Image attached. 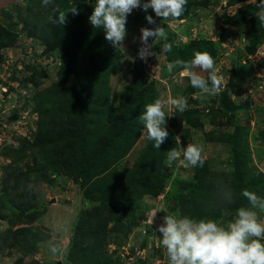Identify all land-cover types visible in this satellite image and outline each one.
Returning <instances> with one entry per match:
<instances>
[{"label":"rangeland","instance_id":"374dc122","mask_svg":"<svg viewBox=\"0 0 264 264\" xmlns=\"http://www.w3.org/2000/svg\"><path fill=\"white\" fill-rule=\"evenodd\" d=\"M59 1L53 0V5L45 8L42 0H0V29L8 40L0 48V264H74L79 262V254L87 253L104 238L106 251H97L103 262L168 264L166 251L156 237L166 213L179 211L192 217V205L206 213L218 208L213 220L227 227L235 220L236 210L249 202L242 191L233 188L234 182L224 183L233 188L235 202L226 204L231 209L220 208L218 191L207 190L193 167L179 162L166 164V152L177 143L185 148L189 143L202 145L205 164L197 169L204 177H232L237 161L245 165L242 170L246 175L261 174L264 181V42L253 47L245 36L244 22L238 26L224 24L225 18L236 15L244 4L260 0L234 5H229L231 0H188V9L193 10L172 21H161L151 9L147 13L134 10L127 18L122 47L117 49L110 42L94 47L101 62L107 61L110 52L113 59L106 74H101L107 79L105 95L90 96V100L96 96V113L85 117L92 127L84 128L85 132L65 119L76 107H83L78 99L82 83L77 80L69 84L74 92H69L68 106L63 101L69 87L65 95L58 94L64 96L62 102L47 106V113L41 109V91L60 88V68L78 61L88 49L87 39L104 38L105 33L89 23L95 0H80L85 8L79 10L78 25H70L66 35L64 26H58L60 46L50 51L51 45L42 36L43 32H53L47 17ZM61 9L67 11L65 6ZM147 15L155 24L147 22ZM156 26L165 27L168 39L150 38L152 51L158 56L142 60L138 55L142 47L140 30ZM201 40L215 59L217 76L222 77L221 91L206 100H201L199 90L187 83L189 78L180 67L169 71L176 60L190 61L195 52H201L192 42ZM165 44H171L170 52ZM180 51L187 57L180 56ZM100 65L103 70L104 64ZM197 71L205 78L209 76L208 72ZM136 88L139 93L151 88L153 97L137 95ZM179 96L188 100L183 113L171 104ZM161 97L166 101L169 136L144 168L142 156L154 154V142L147 139L138 117L145 105ZM139 104L144 107L139 108ZM223 105L233 113H223ZM184 116H190L189 123ZM235 133L237 142L243 145L239 159L232 150ZM168 143H173L172 148L167 149ZM103 151L113 166L94 175L93 163H87L91 176L82 185L77 167L86 164L94 153L99 158ZM112 179L115 185L120 180L124 184L136 181L133 190L139 192L158 189L160 181L163 186L157 197L144 195L141 201L128 203L126 216L112 218L115 203L126 204L120 194L115 201L108 199L114 197L111 192L109 197L105 194ZM124 188L131 192L128 186ZM258 193L264 198V183ZM189 194L192 205L189 200L182 203ZM53 246L60 248L56 255L51 252Z\"/></svg>","mask_w":264,"mask_h":264},{"label":"clouds","instance_id":"9594fccd","mask_svg":"<svg viewBox=\"0 0 264 264\" xmlns=\"http://www.w3.org/2000/svg\"><path fill=\"white\" fill-rule=\"evenodd\" d=\"M88 2V0H85ZM188 0H95L94 10L89 17V23L93 28H101L105 33V40L115 48L123 45L127 36V18L134 10L142 9L145 13L149 9L155 13L161 21H172L181 17L187 10ZM53 5V0H42V6L47 8ZM257 17L264 23V0L256 3ZM79 14L74 5L67 11L59 5L52 7L47 22L52 25H65L67 15ZM149 24H155L151 15L146 16ZM139 58L147 60L149 56H158L152 51L153 41H167L168 34L163 26L154 29L141 28ZM166 51H171V44H165ZM180 67L193 88L199 90L201 100L215 96L222 89V77H218L215 70V59L208 52H195L190 61L176 60L169 71ZM208 72L207 78L197 71ZM165 99L163 97L145 105L144 111L138 117L147 132V139L153 141V146L160 149L168 139L166 118L169 117L164 110ZM178 112L183 113L188 108V100L185 96H179L171 100ZM166 164L171 166L175 162L186 167L203 168L205 159L202 145L189 143L187 147H177L169 150ZM242 195L248 200L249 205L236 210V218L227 227L219 225L209 218H193L183 215L179 211L166 213L163 223L158 226L160 233L159 243L165 249L168 264H264V198L254 192L244 190ZM220 200L227 205L235 202L233 190L224 184L218 187ZM53 255L60 252L59 246L51 248Z\"/></svg>","mask_w":264,"mask_h":264},{"label":"trees","instance_id":"16d2710c","mask_svg":"<svg viewBox=\"0 0 264 264\" xmlns=\"http://www.w3.org/2000/svg\"><path fill=\"white\" fill-rule=\"evenodd\" d=\"M71 1H72V3H69V0H61V1H59L58 5L60 8L65 6L67 8V10H68V8L70 9L74 5L78 8V10H80V8L84 7V6H82L83 2L80 0H71ZM246 1L247 0H231V1H229V5H234L237 3H243ZM188 8H189V6L187 7V10L185 12L186 14L189 11L193 10V8H191V9H188ZM88 9H89V7L87 6L86 10L89 11ZM79 14H81V13L79 12ZM79 14L73 16L71 13H68L67 23L65 25H63L65 30H66L64 35H66L67 31H69L70 25L71 26L78 25L77 24L78 23L77 17H79ZM178 18H180V17H178ZM243 22L245 23V36H246V38H249L252 41L253 47H255V45H259V44L263 43L264 42V23H261L257 17V7H256L255 2L244 4L237 11L236 15L231 16V17L228 16L224 20L225 25H231V26H238L240 24L242 25ZM52 26H53L52 27L53 32L52 33L43 32V36H42L44 38V40H46L47 44L51 45L49 47L50 51L54 50L58 46H60V40H59L60 37L58 35L60 29L58 28L57 25H52ZM5 40H6V36L3 34V31H1V29H0V43L2 42L0 44V48L3 46L2 44H7L8 40L7 41H5ZM104 42H108V41H106L103 37L102 38L99 37L98 39H94V38L87 39L88 49L82 54V56L77 58L78 61L76 62V60H75L74 63L70 64V66L69 65L68 66L63 65L62 68H60L61 69L60 73H59L60 80H59V86H58L60 88L54 89L55 92H53V90L52 91H49V90L41 91V96H42L41 109H42V112L47 113L48 112L47 106L58 103L59 101L62 102L63 101L62 97H64V96L58 95V94L65 95V93L69 87V84L74 83V81L78 80L80 82V84L82 83V85H80V87L78 88V90L81 89V91H82V94L78 99H80V102L83 104V107L81 106V109H79V110L76 107L73 111H71V113H69L65 116V119L66 120L68 119L69 121L71 120L73 124L75 122L76 129L77 130L80 129L81 132H85L84 128L87 129L89 127V130L92 128V127H90L91 125H87L88 120L85 118L88 115H89L88 117H90V115L96 113V110L94 107V100H95L96 96L93 98V100H90V96L92 94L93 95L94 94L95 95L100 94L101 96L105 95L104 87H106L107 79L104 80V78L102 77L101 74H104V73L106 74V72H107L106 68L110 66L111 61L113 59V56H112L113 52H110L109 58L107 59V61L101 62L100 60L102 58H100L98 56L99 50H98V53H97V50H96V52L94 51V47L95 48L103 47ZM192 42H193V44H195V48L197 51L202 50L201 53L208 51V49L206 48L205 41L201 40V41H196V43L194 41H192ZM111 48H113V47H111ZM107 52H108V46H107ZM191 52L192 51H190L189 53H191ZM179 55L182 56L183 58L187 57V55L186 54L184 55L183 52H181V51L179 52ZM100 63L104 64L103 70L101 69ZM78 68L80 69V71L78 70ZM65 73H70V75L64 76L63 74H65ZM186 81H187V83H190L189 79H187ZM69 88L70 89H69V91H67V93L74 92V88H71V87H69ZM138 88H136V94L137 95H139V96L144 95V97H146L147 95H145V94H148L149 99H151L153 97V91L151 88L148 90V92H145V93H139ZM75 90H76V88H75ZM73 94L76 97L77 94L76 93H73ZM70 96H72L71 93H69V95L67 94L64 97L65 99L63 102L69 103L68 101L70 99L68 97H70ZM67 103L65 104L66 106H68ZM139 106H140L139 108H142V106L144 107V105H142V104H139ZM228 111L233 113L232 109H226L223 105L222 106V112L226 113ZM184 120L187 121V123H189L191 118H190V116H188V117L184 116ZM233 139H234V141H233L232 150L235 153L236 158H238L242 153V150H243L242 146L243 145H240L239 142H237V134L236 133L233 135ZM185 140H186V138L182 137L181 141L183 144H185ZM172 146H173V143L172 144L168 143L167 149L172 148ZM152 150H154L152 152L154 154L151 155V153H150V156H148V154H145L144 156H142V159H141V166L142 167L148 168V163L150 161H152L154 157H156L155 151L157 149L155 147H153ZM105 151L102 152L103 154L99 158L95 156V154H97V153H94V157L87 160L86 164H80L77 167L76 175L82 176V179H83L82 185H83V182L88 180L91 176L90 171H92V170L89 169V166L87 163H93L92 165H93V168L95 169V171L93 173L94 175H96V172L101 173V172H104L105 170L108 171L110 169L111 165L113 166V164H112L113 162H110L111 159H109V157L105 155ZM150 163H152V162H150ZM243 167H245L244 164L236 161L234 174L232 175V177H228L226 179L217 178V177L214 178L211 176L214 174H208V176L204 177V175L201 174L197 168H194L193 171L196 172L194 174L197 177L201 178L202 181L207 185L206 186V187H208L207 190H210L212 193H214L215 191H218L219 185L224 184V183H227L228 185H230L234 182V184L236 186L233 188H235L236 191H238V192L242 191L243 192L244 190H247V191L252 190V192H254V193H256V195H258L259 194L258 188L260 185L262 186L264 183V181L261 182L263 176L260 174V176L262 178L257 177V176H255V177L251 176L250 177V175H246V173L243 172V170H242ZM71 170H73V169H69V171H71ZM107 176H109V175H107ZM106 180H108V179H106ZM136 183H137L136 181H134V182L129 181V182L124 184L120 180L117 182V185H115V182H113V179H112V182H110V184H107V186L105 188V194L108 195L107 197H109L110 196L109 194L111 192V195L114 196V197L110 196L108 199L112 198L114 200L116 194H120L121 197L123 198V202L125 203V201H126V204H124V205H121L120 203H115L113 210H112V215H113L112 218H116L117 216L123 215L124 213L126 216L127 213L125 210H126V208L128 209L127 206L132 205L134 200H135V202L141 201V199L144 197V195H150L152 197H157V195L159 194V192L163 186V181L162 182L160 181L161 185H159L158 189L153 188L150 190V189L146 188L144 191L139 192L137 190H133L135 188L134 185ZM125 185L128 186L129 188H131V192L129 190H124ZM233 188H231V189H233ZM248 188H250V189H248ZM189 189H190V186H189ZM127 191L130 192V195H127ZM134 193H136V197H133ZM187 200H189L191 202V205L194 204L190 194L187 195L186 199L184 201H182V203H187L186 202ZM175 202L176 203L180 202V198L177 197ZM128 203H129V205H128ZM192 206H193V210H194V213L192 215L193 218L214 219L218 215V211H217V210H219L218 208L217 209H211L210 212L206 213V212H203V210L201 208H199V206H196V207H194V205H192ZM224 207H228V206L221 201L220 208H224ZM214 208H216V207H214ZM228 208H230V207H228ZM215 211H217V213ZM185 215H187V214H185ZM158 236H156V237H157V240L159 241L160 237H158ZM104 240H105V238L102 240V242L98 241V245H93V248L90 249L87 253L79 254L78 255V259H80L79 262H85V264H114L113 261H106L105 260L103 262L101 260V258L99 257V255L97 254V251L98 252L100 251L101 253L106 251V244H104ZM159 249H157V251ZM79 262L78 261L74 262V264H81Z\"/></svg>","mask_w":264,"mask_h":264}]
</instances>
